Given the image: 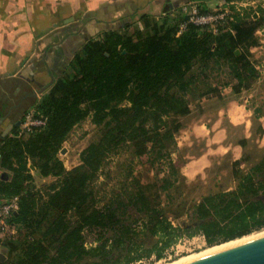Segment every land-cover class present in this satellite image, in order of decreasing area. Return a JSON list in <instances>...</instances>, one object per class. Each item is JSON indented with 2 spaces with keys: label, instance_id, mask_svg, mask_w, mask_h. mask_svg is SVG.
<instances>
[{
  "label": "trees",
  "instance_id": "1",
  "mask_svg": "<svg viewBox=\"0 0 264 264\" xmlns=\"http://www.w3.org/2000/svg\"><path fill=\"white\" fill-rule=\"evenodd\" d=\"M233 13V33L212 34L187 24L177 36L187 21L178 11L158 19L144 16L142 31H109L82 46L69 73L32 107L44 125L19 135L22 122L15 123L0 135V168L9 173L0 178V204L18 198V210L0 237V264H134L160 260L186 239L202 237L212 246L264 229V157L242 175L237 167L247 158L234 161L235 188L202 196L184 226L151 206L139 184L126 199L113 192L102 208L93 206L90 189L120 147L130 148L141 164L163 162L172 177L163 182L176 181L181 165L171 159L169 146L182 128L178 118L191 112L187 97L218 96L224 64L234 93L249 89L257 78L243 48L257 43L254 36L264 20L253 18L251 9ZM208 79L215 85L199 92ZM86 118L102 127L101 136L81 151L80 164L66 171L58 153ZM30 166L56 181L37 189ZM148 237L155 239L149 247Z\"/></svg>",
  "mask_w": 264,
  "mask_h": 264
},
{
  "label": "crops",
  "instance_id": "2",
  "mask_svg": "<svg viewBox=\"0 0 264 264\" xmlns=\"http://www.w3.org/2000/svg\"><path fill=\"white\" fill-rule=\"evenodd\" d=\"M188 1H197L208 10L217 4V0H0V114L5 117L0 124L1 134L34 111V103L57 79L69 73L71 62L87 41L100 39L109 31H142V17L172 16ZM227 89L240 97L216 111L215 107L205 108L180 130L176 141L180 150L187 151V145H191L193 153L198 154L203 147L201 155L190 157L181 167L182 176L189 180L219 178L226 165L240 158L233 157L224 135L233 125L249 127L258 110L249 108L250 89L239 93ZM217 137L221 143L215 149ZM196 141L201 142L199 148ZM3 172L9 178V173L0 168V175ZM31 174L37 188L39 182L50 178L52 183L56 181L55 177H41L35 169ZM222 179L218 183L223 187L221 191L235 188L234 182L227 188Z\"/></svg>",
  "mask_w": 264,
  "mask_h": 264
},
{
  "label": "rangeland",
  "instance_id": "3",
  "mask_svg": "<svg viewBox=\"0 0 264 264\" xmlns=\"http://www.w3.org/2000/svg\"><path fill=\"white\" fill-rule=\"evenodd\" d=\"M252 1L256 0H238L239 3H246L247 5H251ZM215 2H217L215 7H217L222 1L217 0ZM262 3L263 4H260L261 7L259 6L258 8H252L246 5L244 8H247V10H256L258 13L253 18L256 19L258 17H262L264 20V1ZM215 7L211 9L213 10ZM254 37L257 42L255 44L256 46L246 47L243 49L247 53L249 61L257 68V78L252 82V84L250 83L248 85L250 86V92H252V99L249 98L250 104L248 105L249 108L257 107L256 109L258 111L254 113V118H251V124L249 127L233 125L224 135V137L228 139L230 151L233 153V157H240L239 160L247 158L246 162L242 166L237 167V171L240 175L245 174L251 166L260 162L264 157V33L255 34ZM217 83L220 88L219 93L217 94L218 96H215V94L209 95L197 101L192 100L190 96L187 97L191 112L186 117L178 118L181 122L182 128L189 123L192 117L204 112L205 108L211 109L215 107L216 111L219 108H223L227 102L235 99L234 97H240V95H233V93L227 89L233 84V80L228 74L227 64L223 65L222 72L217 79ZM208 84L215 85V80L208 79L206 84L200 85L198 91H206ZM218 131L219 130L216 132ZM1 133L2 130L0 129V134ZM101 133L102 127L93 125L89 118H86L74 126L58 153V158L62 161L66 171H69L73 167L80 164L79 155L81 151L84 150L90 143L97 142ZM179 134L180 131L176 134L174 143L169 146V149L173 152L171 159L180 163L182 167L185 164V161L190 157L201 155L203 147L199 148V144L201 142L196 141V147L199 148L198 154L193 153L194 147L191 145H187V151L183 149L180 150L181 146H177L176 142L177 138L178 140L180 138ZM197 138L201 140L203 139V137ZM226 138H224V140ZM219 143H221V138H215V149H217V145ZM223 165H225V163H223ZM181 167L177 168L178 178L176 181L173 182L171 186H167L168 184L163 182V177L168 176L170 180H172V177L170 176V171H168L163 162L141 164L138 162L130 148L120 147L110 154L106 164L98 173L97 178L90 184V189L94 194L93 206L102 208L109 202L113 192L120 193L121 198L126 199L129 195L134 193L137 184H139L150 199L151 206L156 207L174 225L184 226L188 222L186 214L202 196L216 193L223 189V187L218 185L222 178L224 179V182H227V188L231 187L233 182L235 184L237 183V179H235L231 174V165L229 167L226 165V169L222 171V176H218L219 178L210 176L208 178L196 180H189L182 176ZM51 179L52 178L48 179V182H39L38 188L34 183L35 181H33V185L37 189L44 190L52 183ZM199 181L201 184H197ZM161 182L162 185H164V188L159 187ZM224 188H226V186H224ZM263 233L264 229L239 239L212 246L207 245L202 237H195L190 240L186 239L167 251L165 256L160 260H156L154 257H151L148 260H143L134 264L189 263L191 262L190 260L194 261L204 255L207 256V254H209L215 247L217 248L226 244L241 242L248 239L251 241V239H256L255 237ZM154 242V238L148 237L145 240V245L149 247ZM88 261H90V259L84 260V262Z\"/></svg>",
  "mask_w": 264,
  "mask_h": 264
},
{
  "label": "built area",
  "instance_id": "4",
  "mask_svg": "<svg viewBox=\"0 0 264 264\" xmlns=\"http://www.w3.org/2000/svg\"><path fill=\"white\" fill-rule=\"evenodd\" d=\"M264 0L252 1L251 5L246 3H239L238 0L231 3H226L224 0L215 7L213 10H209L207 13L201 12V6L197 1H188L186 4L182 5L180 11L182 14L187 16V21L180 24L176 35L178 36L187 26V24H192L201 30H207L212 34H218L224 31H229L233 33L229 28V23L234 20L233 12H241L245 5L258 8L261 7ZM256 4V5H255ZM258 4V5H257ZM253 17L256 16L257 11L253 10ZM264 24V22H263ZM264 33V26L262 25L255 34ZM257 70V68L255 67ZM44 121L34 117V111H30L25 114L23 122L20 127L19 135L30 133L33 128L41 127L44 125ZM18 210V198L12 197L7 199L2 204H0V236L4 235L8 227V221L11 216Z\"/></svg>",
  "mask_w": 264,
  "mask_h": 264
},
{
  "label": "water",
  "instance_id": "5",
  "mask_svg": "<svg viewBox=\"0 0 264 264\" xmlns=\"http://www.w3.org/2000/svg\"><path fill=\"white\" fill-rule=\"evenodd\" d=\"M238 53L236 51V54ZM4 119L0 114V124ZM30 168L34 170L33 166ZM0 178L6 180L8 174L2 173ZM187 264H264V236Z\"/></svg>",
  "mask_w": 264,
  "mask_h": 264
},
{
  "label": "bare ground",
  "instance_id": "6",
  "mask_svg": "<svg viewBox=\"0 0 264 264\" xmlns=\"http://www.w3.org/2000/svg\"><path fill=\"white\" fill-rule=\"evenodd\" d=\"M264 236V233L263 234H261V235H258L257 237H255L256 239L257 238H260V237H263ZM253 238V237H252ZM252 240V239H251ZM254 240V239H253ZM248 241H250L249 239L248 240H245V241H241V242H235V243H230V244H226V245H224V246H220V247H215L214 249H212L211 251H210V253L209 254H207V256H209V255H212V254H214V253H217V252H220V251H223V250H226V249H229V248H232V247H234V246H238V245H240V244H243V243H245V242H248ZM205 256V255H204ZM204 256H202L201 258H203ZM206 257V256H205ZM201 258H199V259H201ZM196 260H198V258L196 259ZM191 262H192V260H190ZM195 261V260H194ZM189 262V261H188ZM190 263V262H189ZM176 264H187V262H181V263H176Z\"/></svg>",
  "mask_w": 264,
  "mask_h": 264
}]
</instances>
